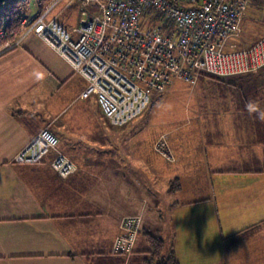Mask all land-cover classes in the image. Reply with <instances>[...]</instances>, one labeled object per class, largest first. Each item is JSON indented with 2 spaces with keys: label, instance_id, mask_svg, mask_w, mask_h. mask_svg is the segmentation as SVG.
Returning <instances> with one entry per match:
<instances>
[{
  "label": "crops",
  "instance_id": "crops-1",
  "mask_svg": "<svg viewBox=\"0 0 264 264\" xmlns=\"http://www.w3.org/2000/svg\"><path fill=\"white\" fill-rule=\"evenodd\" d=\"M53 15L77 37V6L61 3ZM240 27V47L264 36V0L249 1ZM221 78L185 123L157 129L153 107L146 122L143 112L114 126L84 94L87 79L36 33L2 53L0 264H142L145 231L162 236L179 264H264V123L244 110L249 100L264 108V69ZM43 127L77 164L70 176L52 168L53 151L14 160ZM161 135L171 159L154 148ZM139 212L128 260L113 250L118 221Z\"/></svg>",
  "mask_w": 264,
  "mask_h": 264
},
{
  "label": "built area",
  "instance_id": "built-area-1",
  "mask_svg": "<svg viewBox=\"0 0 264 264\" xmlns=\"http://www.w3.org/2000/svg\"><path fill=\"white\" fill-rule=\"evenodd\" d=\"M60 3L77 6V37L53 15ZM248 4L249 0H48L40 15L21 20L17 32L0 29V55L20 45L26 34L36 33L87 79L84 94L96 95L110 123L124 126L176 79L195 83L202 72L225 77L264 68V36L249 47L233 42ZM58 144L59 137L43 127L14 160L37 163L53 151L52 168L68 177L78 166ZM165 146L159 141L160 150ZM141 224L140 214L125 216L113 250L129 256Z\"/></svg>",
  "mask_w": 264,
  "mask_h": 264
},
{
  "label": "rangeland",
  "instance_id": "rangeland-1",
  "mask_svg": "<svg viewBox=\"0 0 264 264\" xmlns=\"http://www.w3.org/2000/svg\"><path fill=\"white\" fill-rule=\"evenodd\" d=\"M0 8L5 10L4 9L5 7L2 4H0ZM41 10H43V6H41L37 2V0H30V4H29L26 14L29 15L31 13L41 12ZM3 22L5 23L7 22L6 15L4 16ZM263 69L264 68H261L257 72H260ZM202 75L204 76L200 79V81L197 80L195 83H189L182 79H176L165 94L154 98V100H157V101L153 105V107L155 108L153 111L154 113L152 114V118L156 124L157 129L158 128L168 129L174 124V122L175 123H185L187 121V116L190 115L191 110L193 108L195 107L197 108L198 106L205 107L209 105L210 97L214 94H217L216 92L218 91V84L216 82H213V77L207 75V73H203ZM151 109L147 107L143 115L139 117V120L146 122L148 117H150V115L148 114L150 113ZM165 140H166L165 136L161 135L154 143L155 150L161 156H164L166 158L168 154L170 153L172 154V156H174L168 146H165L163 148L164 151L159 149L158 147L159 141L163 142ZM161 186H162V182H161ZM138 214L142 216V220H143V214L140 212ZM130 215H136V213L130 214ZM124 217L125 216H123L118 221L117 234L121 232L120 223ZM130 258H131V255L128 256V260H130Z\"/></svg>",
  "mask_w": 264,
  "mask_h": 264
},
{
  "label": "trees",
  "instance_id": "trees-1",
  "mask_svg": "<svg viewBox=\"0 0 264 264\" xmlns=\"http://www.w3.org/2000/svg\"><path fill=\"white\" fill-rule=\"evenodd\" d=\"M48 0H37V2L44 6ZM2 4L6 10L0 8V29L10 30V32H17L21 26V20L27 17L26 12L28 10L30 0H5ZM7 16V22H3L4 16ZM205 73V72H202ZM201 73V74H202ZM205 75V74H204ZM207 75L213 78L222 79L221 76L207 73ZM157 100H153L148 106L149 109L153 107ZM171 191H176L180 187V181L178 178L170 180ZM145 238L148 243V250L145 252L147 256L144 257L140 263L142 264H179L177 257L174 255L173 250H169L166 253L165 240L159 234L152 232H144Z\"/></svg>",
  "mask_w": 264,
  "mask_h": 264
},
{
  "label": "clouds",
  "instance_id": "clouds-1",
  "mask_svg": "<svg viewBox=\"0 0 264 264\" xmlns=\"http://www.w3.org/2000/svg\"><path fill=\"white\" fill-rule=\"evenodd\" d=\"M244 110L249 116H254L258 121L264 123V108H262L258 101L249 100L245 103Z\"/></svg>",
  "mask_w": 264,
  "mask_h": 264
},
{
  "label": "water",
  "instance_id": "water-1",
  "mask_svg": "<svg viewBox=\"0 0 264 264\" xmlns=\"http://www.w3.org/2000/svg\"><path fill=\"white\" fill-rule=\"evenodd\" d=\"M5 0H0V3L4 2Z\"/></svg>",
  "mask_w": 264,
  "mask_h": 264
}]
</instances>
